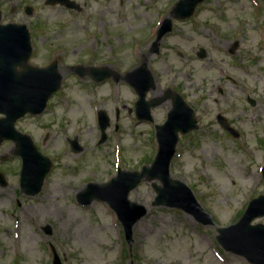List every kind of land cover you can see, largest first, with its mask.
<instances>
[{"label": "rangeland", "instance_id": "374dc122", "mask_svg": "<svg viewBox=\"0 0 264 264\" xmlns=\"http://www.w3.org/2000/svg\"><path fill=\"white\" fill-rule=\"evenodd\" d=\"M177 1L79 0L86 3L76 12L30 0L31 15L25 7H0L3 23L27 25L29 63L43 67L57 61L63 75L60 93L46 111L16 123L52 162L37 195L25 196L19 189L13 144L0 146L6 158L0 170L7 180L0 186V264H52L51 246L62 264H249L225 252L216 235L264 193V1L203 0L190 18L172 20V31L155 54L157 28ZM200 48L206 51L202 59ZM78 64L108 66L120 75L146 64L155 85L147 100L167 90L183 97L198 129L179 135L170 172L191 188L214 225L203 226L179 210L152 207L151 185L159 182L142 181L129 199L148 212L134 225L128 246L121 223L105 203L76 202L85 183L107 182L118 166L138 171L148 165L157 149L155 125L171 109L168 100L151 109L153 122L138 121L137 95L128 84L119 79L94 84L73 73ZM98 110L110 121L102 144ZM217 114L239 137L222 129ZM66 137H76L82 150L73 153ZM253 223L264 225V216Z\"/></svg>", "mask_w": 264, "mask_h": 264}, {"label": "water", "instance_id": "95a60500", "mask_svg": "<svg viewBox=\"0 0 264 264\" xmlns=\"http://www.w3.org/2000/svg\"><path fill=\"white\" fill-rule=\"evenodd\" d=\"M202 0H180L172 10V15L179 19L191 16L198 3ZM63 4L67 8L80 10L73 7L69 0H47L46 4ZM26 13L31 14V9L26 8ZM0 12V143L9 139L15 143V155L22 159L20 172V189L30 196L36 195L43 184V180L51 167V161L42 155L32 139L15 129V122L24 115L41 114L49 98L61 86L62 74L58 71V63L53 62L47 67H36L28 63L32 52L30 34L25 24H1ZM172 23L167 18L162 24L156 41L153 43V52H158V45L163 35L171 31ZM237 44L231 49L234 51ZM199 57L204 56L201 50ZM74 72L79 76H90L100 82L111 76L118 79L107 68H88L76 66ZM124 79L135 89L139 99L135 104L136 115L139 120H152L150 108L161 104L170 94L145 101L146 92L154 86L153 78L146 64L126 73ZM173 107L168 113L166 122L156 126L158 151L150 166H145L140 172L119 171L115 178L104 184L89 183L84 191L77 194L76 198L82 205H89L94 200L106 202L112 207L124 227L127 243H132V227L144 217L147 209L142 204L130 202L128 194L143 180H158L160 185L152 184L156 197L152 206H165L181 210L203 225L214 224L211 216L197 202L191 189L183 182L172 179L169 166L175 153L178 141V132L186 134L197 129L193 111L183 99L177 95H170ZM251 104H254L251 102ZM222 127L238 136L231 129L226 120L217 117ZM108 125V119L104 112L99 113V126L102 131ZM105 140L103 134L101 142ZM72 149L76 152L81 148L76 141L71 142ZM264 180V168L262 171ZM0 184L5 185L0 173ZM260 216H264V194L253 199L240 220L225 228H219L217 240L225 251L243 257L250 264H264V225L251 222ZM44 231L51 233L50 226H45ZM53 264H62L56 251L53 249Z\"/></svg>", "mask_w": 264, "mask_h": 264}, {"label": "flooded vegetation", "instance_id": "af4514ba", "mask_svg": "<svg viewBox=\"0 0 264 264\" xmlns=\"http://www.w3.org/2000/svg\"><path fill=\"white\" fill-rule=\"evenodd\" d=\"M72 2H74L76 5H79L80 7H85L86 2L80 3L79 0H71ZM31 7V2L30 0H0V7ZM59 7H64V6H60L57 5ZM8 143V142H7ZM6 158L4 157L3 154L0 155V163L3 162ZM5 163V162H4ZM0 169L3 170L1 168L0 165Z\"/></svg>", "mask_w": 264, "mask_h": 264}]
</instances>
